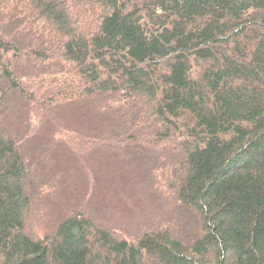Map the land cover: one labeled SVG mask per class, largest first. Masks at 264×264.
<instances>
[{"label":"trees","instance_id":"16d2710c","mask_svg":"<svg viewBox=\"0 0 264 264\" xmlns=\"http://www.w3.org/2000/svg\"><path fill=\"white\" fill-rule=\"evenodd\" d=\"M0 264H264V0H0Z\"/></svg>","mask_w":264,"mask_h":264}]
</instances>
